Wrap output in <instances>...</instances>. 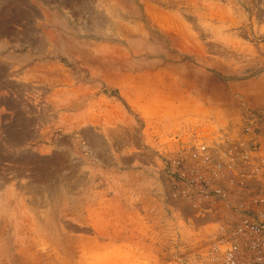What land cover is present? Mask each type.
<instances>
[{"label": "rangeland", "instance_id": "374dc122", "mask_svg": "<svg viewBox=\"0 0 264 264\" xmlns=\"http://www.w3.org/2000/svg\"><path fill=\"white\" fill-rule=\"evenodd\" d=\"M254 85L264 0H0V264H218L165 161Z\"/></svg>", "mask_w": 264, "mask_h": 264}, {"label": "built area", "instance_id": "2783aa9c", "mask_svg": "<svg viewBox=\"0 0 264 264\" xmlns=\"http://www.w3.org/2000/svg\"><path fill=\"white\" fill-rule=\"evenodd\" d=\"M238 97L233 123L188 128L165 166L171 196L214 225L212 260L264 264V103Z\"/></svg>", "mask_w": 264, "mask_h": 264}, {"label": "crops", "instance_id": "0c3cea01", "mask_svg": "<svg viewBox=\"0 0 264 264\" xmlns=\"http://www.w3.org/2000/svg\"><path fill=\"white\" fill-rule=\"evenodd\" d=\"M263 89H264V87L262 85L261 86L260 85L259 86L258 85H254L253 88L249 87V91H254L256 93H258L257 91L263 92ZM248 103L249 104H252V105L263 104V103H258L256 101L253 102V101H250V100L248 101Z\"/></svg>", "mask_w": 264, "mask_h": 264}]
</instances>
